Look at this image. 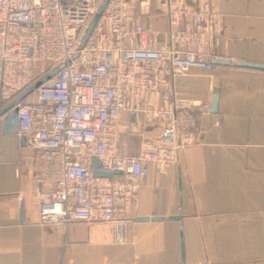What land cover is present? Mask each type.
<instances>
[{
  "label": "built area",
  "instance_id": "1",
  "mask_svg": "<svg viewBox=\"0 0 264 264\" xmlns=\"http://www.w3.org/2000/svg\"><path fill=\"white\" fill-rule=\"evenodd\" d=\"M159 1L168 15L164 45L150 27L152 0H0L1 98L13 100L56 72L17 105V134L35 152L26 159L33 181L50 189L37 195L39 226L65 234L77 222L103 223L114 243L128 242L123 215L137 186L127 180L145 179L149 163L173 168L193 144L196 120L208 105L174 93L148 115L159 118L160 133L141 155H117L107 137L166 78L210 70L216 60L209 51L216 11L204 2L193 9L185 0ZM33 95L36 101H27ZM94 158L111 180L93 177Z\"/></svg>",
  "mask_w": 264,
  "mask_h": 264
},
{
  "label": "crops",
  "instance_id": "2",
  "mask_svg": "<svg viewBox=\"0 0 264 264\" xmlns=\"http://www.w3.org/2000/svg\"><path fill=\"white\" fill-rule=\"evenodd\" d=\"M204 3L219 19L210 54L230 65L166 78L137 115L122 114L107 134L117 155L137 157L160 133L159 118L148 115L164 96L208 105L173 168L149 163L145 179L127 180L137 186L123 215L128 242L114 243L103 223L77 222L65 234L39 226L37 195L50 189L33 181L31 142L4 134L0 117V264H264V71L233 66L264 65V0ZM162 12H149V22L164 45ZM1 100L0 109L11 102ZM179 212L180 221L168 220Z\"/></svg>",
  "mask_w": 264,
  "mask_h": 264
},
{
  "label": "water",
  "instance_id": "3",
  "mask_svg": "<svg viewBox=\"0 0 264 264\" xmlns=\"http://www.w3.org/2000/svg\"><path fill=\"white\" fill-rule=\"evenodd\" d=\"M97 19H95L96 21ZM95 21L92 23L91 28L89 30V32L87 33V36L89 35L91 29L93 28ZM213 64H221V65H225L228 66L230 65L229 62L227 61H221V60H214ZM234 67L237 68H245V69H253V70H259V71H264V65H251V64H246V63H234L233 64ZM56 72L54 71L53 73H51L50 75H48L46 78L42 79L41 81L37 82L36 84H34L32 87H30L29 89H27L26 91H24L23 93H21L20 95H18L15 99H13L10 103H8L6 106H4L2 109H0V117H3L2 120V125H3V133L4 134H9V135H14L17 134L18 132V119H17V105L28 95H30L31 93H33V91L35 89H37L41 84H43L44 82H46L49 78H51ZM216 107V101L213 100L211 101L210 104V109L211 111L215 110ZM20 141L22 143H24L26 140L25 138L21 137ZM93 177L94 178H102V179H110L111 175H106L103 174L101 172H99L97 169L99 167V163L97 162V160L94 158L93 159ZM114 175H120V173H115ZM181 215L180 212L178 213L177 216L172 217L168 220H173V221H180ZM147 219H138L137 221H146ZM155 221H160V219H153ZM179 242H180V252H181V257L183 254V248H182V235L180 232V237H179Z\"/></svg>",
  "mask_w": 264,
  "mask_h": 264
},
{
  "label": "rangeland",
  "instance_id": "4",
  "mask_svg": "<svg viewBox=\"0 0 264 264\" xmlns=\"http://www.w3.org/2000/svg\"><path fill=\"white\" fill-rule=\"evenodd\" d=\"M204 1L205 0H195V2L193 3L192 0H185L184 2L187 3V4H189V5H191L193 7V9H195V7L197 6V3H203ZM149 11H150L151 15H154V14H158V13H163L162 11H166V9L162 7V2L161 1H159V0H152V2L150 4V10ZM0 97H1V94H0ZM11 100L12 99H5V98H3L1 101H11ZM27 101H33V102H35L36 101V96L35 95L31 96Z\"/></svg>",
  "mask_w": 264,
  "mask_h": 264
},
{
  "label": "trees",
  "instance_id": "5",
  "mask_svg": "<svg viewBox=\"0 0 264 264\" xmlns=\"http://www.w3.org/2000/svg\"><path fill=\"white\" fill-rule=\"evenodd\" d=\"M39 68H42V66H39Z\"/></svg>",
  "mask_w": 264,
  "mask_h": 264
}]
</instances>
